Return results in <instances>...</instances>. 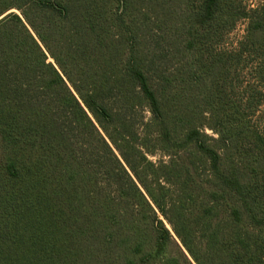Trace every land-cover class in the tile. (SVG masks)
<instances>
[{
	"label": "trees",
	"instance_id": "obj_1",
	"mask_svg": "<svg viewBox=\"0 0 264 264\" xmlns=\"http://www.w3.org/2000/svg\"><path fill=\"white\" fill-rule=\"evenodd\" d=\"M12 9L0 264H264V0H0Z\"/></svg>",
	"mask_w": 264,
	"mask_h": 264
},
{
	"label": "rangeland",
	"instance_id": "obj_2",
	"mask_svg": "<svg viewBox=\"0 0 264 264\" xmlns=\"http://www.w3.org/2000/svg\"><path fill=\"white\" fill-rule=\"evenodd\" d=\"M263 0H244V5H246L247 9H254L257 8L258 6H260L262 4ZM17 12L20 14L19 11H17L16 9H12L11 11L7 12ZM4 14V15H7ZM246 28H247V20L246 19H241L238 24L235 26V28L230 31L229 33L226 34L224 41L222 43V48H226V49H232L234 47H236V45L238 44L239 41H241L246 33ZM52 60V59H50ZM261 111L264 112V104L261 107ZM151 117L150 112L145 109L143 111V118L145 119V121L149 120ZM207 133L213 134L211 130L207 129ZM149 159L157 162L158 160H168V156L158 152L154 155H148ZM167 227L171 229V227L167 224Z\"/></svg>",
	"mask_w": 264,
	"mask_h": 264
},
{
	"label": "water",
	"instance_id": "obj_3",
	"mask_svg": "<svg viewBox=\"0 0 264 264\" xmlns=\"http://www.w3.org/2000/svg\"><path fill=\"white\" fill-rule=\"evenodd\" d=\"M7 14H8V13H7ZM5 16H6V15L1 16V17H0V20L3 19Z\"/></svg>",
	"mask_w": 264,
	"mask_h": 264
}]
</instances>
